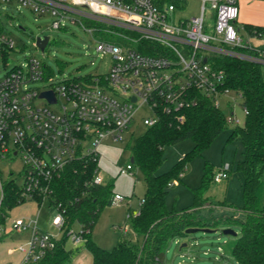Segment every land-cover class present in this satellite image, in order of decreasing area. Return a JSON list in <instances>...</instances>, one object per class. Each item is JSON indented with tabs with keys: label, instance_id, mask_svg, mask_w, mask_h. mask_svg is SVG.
Masks as SVG:
<instances>
[{
	"label": "built area",
	"instance_id": "2783aa9c",
	"mask_svg": "<svg viewBox=\"0 0 264 264\" xmlns=\"http://www.w3.org/2000/svg\"><path fill=\"white\" fill-rule=\"evenodd\" d=\"M198 1L199 15L178 18L176 12L185 9L187 0H0V50L4 53L15 44L4 34L5 20L11 17L6 11L17 7L20 13L28 9L39 17L50 16L56 30L68 22L81 26L98 41L96 51L112 57L109 73L85 78L58 76L33 56L0 77V154L23 164V183L15 182L21 200H49L53 180L70 163L99 156L98 148L105 141L123 142L143 106L153 111L152 117L143 120L147 128L160 122V110L184 119L182 112L196 105L199 95L221 109V99L234 91L226 86L227 75L218 59L264 67V30L239 26V0ZM208 13L213 26L207 24ZM37 39L35 46L41 50ZM50 43L49 36L42 53ZM39 82L44 83L42 88L33 86ZM44 92H52L55 103L41 97ZM36 100L45 105H35ZM55 106L57 110L52 109ZM243 111L246 116L247 110ZM226 121L240 124L233 111ZM133 170L130 163L120 173ZM229 171L230 165L222 167L214 181L227 179ZM95 182L105 183L99 171ZM3 185L0 177V206ZM124 200L115 194L113 204ZM53 225L62 231V213L54 217ZM13 228L32 233L21 249L25 254L21 264H33L56 247L54 237L36 222L18 220ZM71 233L75 245L84 240L81 233Z\"/></svg>",
	"mask_w": 264,
	"mask_h": 264
},
{
	"label": "rangeland",
	"instance_id": "374dc122",
	"mask_svg": "<svg viewBox=\"0 0 264 264\" xmlns=\"http://www.w3.org/2000/svg\"><path fill=\"white\" fill-rule=\"evenodd\" d=\"M252 5L247 18L255 24L264 26V0H251ZM201 4L198 0H187L184 10L177 11L178 18H190L200 13ZM11 12V13H10ZM5 13V12H4ZM4 34L15 41L12 51L0 50V77L6 76L15 66L26 61L31 56L46 63L58 76L85 78L92 74H107L112 66L110 55L101 56L96 47L98 41L84 31L81 26L67 23L64 29L52 28L50 16L39 17L28 9L22 13L7 10ZM6 19L5 16H2ZM245 25H249L245 23ZM240 22L239 26L242 27ZM207 24L214 25V20L207 14ZM22 29H21V28ZM208 30V27H207ZM242 36L248 39L243 31ZM51 37V43L45 53L35 46L38 37ZM264 74V67H262ZM33 86L42 88L44 83ZM35 105L43 106L45 101L36 100ZM57 110L58 107H52ZM221 109L226 117L231 111L240 126L245 122V113L240 96L231 92L221 99ZM153 111L149 106L141 107L136 115L131 132L125 134L123 142L105 141L99 148L98 168L106 183L112 181L115 194L124 196L125 200L105 207L93 230V240L102 248L112 250L120 241H127L138 246L143 244V237L134 232L132 218L141 210L146 193V185L142 172L134 166L132 174H121L120 170L131 163L132 149L137 139L146 131L145 118L152 117ZM236 124H228L226 130L203 152L188 163V167L168 188L166 204L169 210L182 212L194 203V189L202 185L205 164L209 163L211 174H217L222 167L230 165L229 177L220 183L210 180L205 191V206L199 216L209 226L217 230L215 233H196L187 237L174 238L169 241L166 249L159 256V264H239L232 255V250L241 233L239 220L244 219L242 210L243 176L237 171V164L243 159V146L240 138L228 141ZM194 147L192 140H185L165 149V159L158 174L169 171L186 153ZM0 177L3 184L14 181L21 185L24 180L23 164L18 158H3L0 154ZM1 197V196H0ZM58 214L55 207L47 199L27 200L23 204L7 210L5 219L0 222V264H21L26 247L32 238L31 231L18 232L13 228L16 221L34 223L40 230L51 234L56 241L63 238L64 233L53 225V219ZM228 220V221H227ZM233 220V221H232ZM215 224L213 225V223ZM127 230V233L124 232ZM224 229H231L236 237L224 235ZM72 231L78 232L75 224ZM181 244V245H180ZM186 247L182 248V245ZM67 248L74 244L73 237L66 242ZM79 245H85L84 240Z\"/></svg>",
	"mask_w": 264,
	"mask_h": 264
},
{
	"label": "trees",
	"instance_id": "16d2710c",
	"mask_svg": "<svg viewBox=\"0 0 264 264\" xmlns=\"http://www.w3.org/2000/svg\"><path fill=\"white\" fill-rule=\"evenodd\" d=\"M246 28L264 30L250 25ZM217 64L227 75L226 86L240 96L242 107L247 110L244 124L236 126L228 139L238 137L243 146V159L238 162L237 171L243 176L244 219L238 221L241 233L232 255L239 264H264V74L261 66L239 59L220 58ZM198 100L182 112L184 119L160 110V122L147 128L132 149L131 163L142 172L146 185L141 210L132 218L134 232L143 237L141 246L120 241L112 250H106L93 240L98 218L105 207L112 206L115 193L112 181L95 182L99 156L88 157L70 163L53 180L49 201L62 213L64 235L54 249L33 264H68L73 252L66 242L75 224L79 226L85 248L93 256V264H159V256L169 241L187 237L185 231L189 228L208 227L199 213L207 203L204 191L216 175L211 174L209 163L205 164L202 185L193 190L194 203L190 208L177 212L169 210L166 204L169 186L180 180L190 160L202 155L228 126L222 109L201 95ZM185 140L194 142L193 149L169 171L158 174L165 149ZM3 187L0 222L7 210L25 202L20 199V189L14 181L4 183Z\"/></svg>",
	"mask_w": 264,
	"mask_h": 264
},
{
	"label": "crops",
	"instance_id": "0c3cea01",
	"mask_svg": "<svg viewBox=\"0 0 264 264\" xmlns=\"http://www.w3.org/2000/svg\"><path fill=\"white\" fill-rule=\"evenodd\" d=\"M253 4L255 3H252L251 0H239L240 15H239L238 23L240 24V22L243 23V21H245V23H248L252 27H263L264 28L263 25L255 24L252 21H250V18L249 19L247 18V15ZM242 25L245 27L247 26L244 23ZM248 31H251V30H248ZM68 249L73 252L72 258L68 264H93V256L91 252L85 248L84 245H73L72 247Z\"/></svg>",
	"mask_w": 264,
	"mask_h": 264
},
{
	"label": "water",
	"instance_id": "95a60500",
	"mask_svg": "<svg viewBox=\"0 0 264 264\" xmlns=\"http://www.w3.org/2000/svg\"><path fill=\"white\" fill-rule=\"evenodd\" d=\"M37 42H38V45L40 46L41 50L44 51L48 42H49V36H46L44 38V40H42L41 38H38ZM41 97H46L50 102L55 103V97H54L52 92H44L41 94ZM131 162H133V159L131 160ZM216 231L217 230H213V229H209V228H189L185 232H186V235H193V234L200 233V232L206 233V234H211V233H215ZM222 233L224 235H230V236H234V237L237 236V234L235 232H233V230H231V229H224L222 231ZM186 246H187L186 244H183L182 248L186 247Z\"/></svg>",
	"mask_w": 264,
	"mask_h": 264
}]
</instances>
